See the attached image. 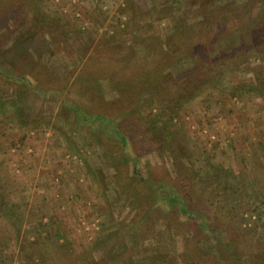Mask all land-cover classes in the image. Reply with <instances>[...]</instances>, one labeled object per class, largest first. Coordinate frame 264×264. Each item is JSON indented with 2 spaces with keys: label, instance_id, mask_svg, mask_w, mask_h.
Segmentation results:
<instances>
[{
  "label": "rangeland",
  "instance_id": "obj_1",
  "mask_svg": "<svg viewBox=\"0 0 264 264\" xmlns=\"http://www.w3.org/2000/svg\"><path fill=\"white\" fill-rule=\"evenodd\" d=\"M0 264H264V0H0Z\"/></svg>",
  "mask_w": 264,
  "mask_h": 264
},
{
  "label": "trees",
  "instance_id": "obj_2",
  "mask_svg": "<svg viewBox=\"0 0 264 264\" xmlns=\"http://www.w3.org/2000/svg\"><path fill=\"white\" fill-rule=\"evenodd\" d=\"M223 33L224 34H227L228 33L227 28H223ZM167 65L168 64H165L164 69H167ZM164 69L162 70V68L156 67L152 72H156V75H161L162 76L163 75V72H164ZM157 79H159V78H156V80ZM74 111H75V113H76V115L78 116V119H79V117H80V111H79V109H75ZM83 120H80V122L83 121ZM84 121L87 122V123L88 122H91V121L106 122L107 124H110L111 123L110 122V119L108 117H105V116H92V117H89V118L85 119ZM95 125L97 126V124H95ZM115 135H117V134H115ZM117 136L119 137V135H117ZM123 149H124L125 152L128 151V148H127V146L125 144H124ZM168 199H169L168 202L171 203V204H175V205L176 204L177 205L180 204V201L177 200V198L174 197V196H172V197H170ZM200 224H201V222H200ZM44 227H47V225H42V228H44ZM57 234H58V232H57Z\"/></svg>",
  "mask_w": 264,
  "mask_h": 264
}]
</instances>
